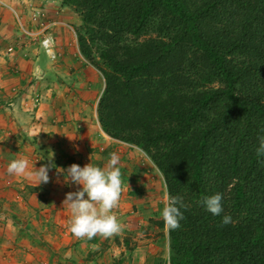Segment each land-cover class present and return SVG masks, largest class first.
<instances>
[{
    "label": "trees",
    "instance_id": "16d2710c",
    "mask_svg": "<svg viewBox=\"0 0 264 264\" xmlns=\"http://www.w3.org/2000/svg\"><path fill=\"white\" fill-rule=\"evenodd\" d=\"M62 5L104 78L102 131L143 151L187 205L167 230L169 264H264V0ZM216 193L219 216L200 203Z\"/></svg>",
    "mask_w": 264,
    "mask_h": 264
},
{
    "label": "crops",
    "instance_id": "0c3cea01",
    "mask_svg": "<svg viewBox=\"0 0 264 264\" xmlns=\"http://www.w3.org/2000/svg\"><path fill=\"white\" fill-rule=\"evenodd\" d=\"M46 24L52 25L57 61H50L36 41L40 37L34 33ZM77 26L79 17L62 0H0V264L150 262L148 241L132 245L125 239L134 233L127 222L110 238L78 239L68 231L71 213L62 202L80 186L67 181L60 169L88 163L105 168L110 154L118 161L122 153L126 162L116 167L128 188L121 186L118 205L141 206L136 194L158 187L155 169L134 158L141 156L138 149L128 152L122 147L126 144L102 131L97 117L102 75L81 56L71 35ZM19 159L27 161L25 174L9 175L8 164ZM49 161L54 165L49 182L38 185L28 173ZM130 185L139 192H127ZM118 205L111 210L116 218ZM142 225L147 227L145 221Z\"/></svg>",
    "mask_w": 264,
    "mask_h": 264
},
{
    "label": "clouds",
    "instance_id": "9594fccd",
    "mask_svg": "<svg viewBox=\"0 0 264 264\" xmlns=\"http://www.w3.org/2000/svg\"><path fill=\"white\" fill-rule=\"evenodd\" d=\"M39 71V69H37ZM257 156L264 155V136L259 137L256 148ZM117 157L110 154L108 164L105 168L93 166L88 163L84 167L77 164L70 165L66 170L60 169L67 176V181L79 185L80 190L68 192L62 205L67 206L71 213L68 221V231L78 239H93L96 236L110 238L122 230L121 224L115 215L110 214L111 210L117 207L121 195V171L116 167ZM54 167L51 161L42 165L39 169L28 173L38 181V185L49 182L48 172ZM27 169V161L24 159L13 160L7 166L9 175H24ZM163 177V174L161 173ZM87 197V198H85ZM165 205L160 212V218L165 227L175 230L180 227V221L184 219L181 208L186 209L182 197L171 196L168 193L167 185H164ZM222 195L219 193L204 197L200 203L205 210L213 216H219L223 211ZM232 223L230 216H224L221 220L222 225ZM98 248L97 245L93 246Z\"/></svg>",
    "mask_w": 264,
    "mask_h": 264
},
{
    "label": "rangeland",
    "instance_id": "374dc122",
    "mask_svg": "<svg viewBox=\"0 0 264 264\" xmlns=\"http://www.w3.org/2000/svg\"><path fill=\"white\" fill-rule=\"evenodd\" d=\"M80 26H81V22H80ZM80 26L73 27L74 34L72 33L71 35L77 38V32L79 31ZM36 41L39 44L40 41L38 38ZM96 70L100 73L98 69ZM102 85H103V90H102V93H103L104 87H105L103 76H102ZM102 93L100 95V98L102 96ZM122 147H125L128 150V152L133 151L132 149H136V147L134 148V146L129 145V144H126L125 146H122ZM135 152L141 155V156L134 155L135 159H139V163L141 162V165L144 161H147V163L157 172L156 177L158 179V183L155 185V187L157 186L158 187H157V190L152 191V192L149 190L150 192L145 194V193L139 192L136 186L133 188V186L130 185V188L127 190V192L129 191L130 194H134V192H139L136 195L138 197L140 196L139 198H142L143 203L141 206L140 205L132 206L131 202L129 203V205H125L128 203L126 201L124 202V204H119L118 206L120 207L117 211V214H119V216L117 218V221L121 224V226L123 225L125 227H126L125 223L127 222L129 224V226L127 227L130 228L131 231L134 230V233L131 234L129 232V234L125 236V239L130 241V244L138 245L139 242L145 243V244L147 241L149 242V246L148 244H146L147 248L150 249L149 252H146V254H148V257L150 258L149 264H169L170 251H169V246H168L169 245L168 235H167L168 229L165 227V225H164V228H161L159 226V223L161 222L164 223L163 220L160 218V212L165 205L164 190H163L164 185H165L164 179L161 176L160 172L155 167V165L153 164V162L148 158V156L143 151L138 149V150H135ZM121 154L122 153H119L118 163L122 164V163H125L126 160H123L124 158L121 159ZM127 185L128 184H122L121 186L127 189L128 188ZM146 191L147 190H145L144 192ZM127 192H124V193L127 194ZM130 194H128L127 197H130L131 196ZM125 207H128V209H125ZM112 211L114 212L115 210H112ZM130 216L132 218L128 220V217L130 218ZM144 221L146 222V225H147V227L145 228H143V225H142V222ZM138 234H141V236L143 235L144 238H141L140 236H138ZM120 235H122V233ZM120 237H123V236H120ZM130 247L127 249L129 250L132 249Z\"/></svg>",
    "mask_w": 264,
    "mask_h": 264
},
{
    "label": "built area",
    "instance_id": "2783aa9c",
    "mask_svg": "<svg viewBox=\"0 0 264 264\" xmlns=\"http://www.w3.org/2000/svg\"><path fill=\"white\" fill-rule=\"evenodd\" d=\"M52 25H43L41 30L35 34V37H40L39 39V46L44 52V54L48 57L50 61H57L58 54L55 51V41L52 35L50 34L51 32L49 31L50 27ZM35 105L39 104V99L36 98L34 99Z\"/></svg>",
    "mask_w": 264,
    "mask_h": 264
}]
</instances>
